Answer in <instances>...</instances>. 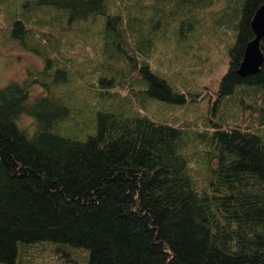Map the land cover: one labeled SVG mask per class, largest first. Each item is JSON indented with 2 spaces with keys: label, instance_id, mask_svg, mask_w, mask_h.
<instances>
[{
  "label": "trees",
  "instance_id": "16d2710c",
  "mask_svg": "<svg viewBox=\"0 0 264 264\" xmlns=\"http://www.w3.org/2000/svg\"><path fill=\"white\" fill-rule=\"evenodd\" d=\"M263 3L30 0L11 35L43 66L0 87V264H46L52 243L81 264H264V34L259 70L237 71ZM87 21L82 71L63 25Z\"/></svg>",
  "mask_w": 264,
  "mask_h": 264
},
{
  "label": "rangeland",
  "instance_id": "374dc122",
  "mask_svg": "<svg viewBox=\"0 0 264 264\" xmlns=\"http://www.w3.org/2000/svg\"><path fill=\"white\" fill-rule=\"evenodd\" d=\"M30 0H0V87L5 85L10 80H21L26 76L27 70L29 68H41L43 66V59L35 54L34 52L26 49L20 43L17 39L13 38L11 35V28L13 20L16 17L23 16V13L25 12L26 5H28V2ZM116 7H118V3H116ZM40 16L48 18L49 13L44 12L42 10H39L38 13ZM104 20L103 16H99L98 20L96 21L97 24L95 27L98 26V24H101V22ZM147 23V22H146ZM93 25L92 21H87L85 23H74L70 25L72 26V32L74 31L77 34V37L74 39L72 32L67 33L68 26L66 24L63 25L64 27V38L65 42L71 41L76 42L80 41L78 45V50L80 47H82V58L85 59L84 61L80 60V65L76 64L74 66V69H82V71L88 70H94L95 66L99 63V46L96 44L89 45V43L92 41L89 31L92 33H95L97 30L92 29L91 26ZM86 26V29L83 30L82 27ZM90 27V28H88ZM207 36V35H206ZM98 39V37H95ZM220 38H224L221 36ZM204 39H209L208 37ZM83 42V43H82ZM81 43V44H80ZM220 41H209V44L205 43L203 41V45L201 43L200 49L206 48L207 50H213L214 57L216 58V63L214 64V70L216 71L213 75V79L216 80L219 78L221 72L225 68V66L222 68V64L224 62V56H223V47L221 46ZM84 46V47H83ZM172 46L170 43H167L168 50L171 52L170 55H173L176 59H178V51H171ZM221 46V48H219ZM225 49V47H224ZM77 50V48H76ZM227 51V48H226ZM212 52V51H211ZM172 56V57H173ZM203 79L210 82L209 74L204 73ZM88 81V80H87ZM81 82L77 80L75 77V80L72 83V86L80 87L78 91L76 92L78 96H80L79 104L77 103L76 106L79 108L78 110L81 112V115H85L89 112V109L92 108L93 102L95 101V97L91 95H87L83 87L81 86ZM213 84L210 82V85ZM77 89V88H76ZM43 89L42 87L38 85H34L32 87V94H38L42 93ZM202 104V103H201ZM87 107H85V106ZM190 110V107L188 108ZM188 109L182 108L177 110V114L179 115L182 111H188ZM195 114V113H193ZM190 116V114H188ZM72 121V120H71ZM19 123L22 126H25L26 128L32 127V119L28 115H21L19 118ZM89 125L91 124V121L88 122ZM85 132H81V134L78 135L80 138H84ZM62 244L59 243H52L51 245H48L47 254L44 256L46 264H62V259H67L68 257H71L77 264H81L83 259L80 258V261L75 258V251L72 252V250H68L66 248H62ZM79 249V248H77ZM78 251V250H76Z\"/></svg>",
  "mask_w": 264,
  "mask_h": 264
},
{
  "label": "water",
  "instance_id": "95a60500",
  "mask_svg": "<svg viewBox=\"0 0 264 264\" xmlns=\"http://www.w3.org/2000/svg\"><path fill=\"white\" fill-rule=\"evenodd\" d=\"M251 26L255 36L245 46L243 57L237 70L240 75L257 72L263 61V54L259 46V41L264 34V3L254 12Z\"/></svg>",
  "mask_w": 264,
  "mask_h": 264
}]
</instances>
